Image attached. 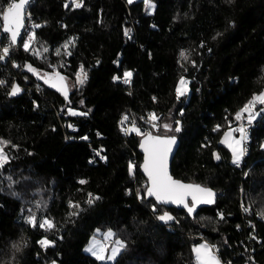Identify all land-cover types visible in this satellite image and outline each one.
<instances>
[{
  "label": "trees",
  "instance_id": "obj_1",
  "mask_svg": "<svg viewBox=\"0 0 264 264\" xmlns=\"http://www.w3.org/2000/svg\"><path fill=\"white\" fill-rule=\"evenodd\" d=\"M81 1L77 8L75 0H34L28 12L40 27L28 51L26 35L14 47L0 32V54L12 46L10 60H0V140L9 142L0 168V264H197L200 241L231 264H264V111L241 165L221 144L237 113L264 91V0H151L152 13L142 0ZM9 2L0 0V12ZM27 65L65 77L69 99ZM81 65L89 76L70 89ZM183 77L190 94L177 98ZM15 85L22 91L13 96ZM130 111L160 116L152 134L181 142L173 177L216 191L214 206L191 218L146 199L143 136L119 126ZM165 212L174 217L168 224L158 219ZM45 218L55 227H39ZM97 230L125 245L112 263L85 251ZM44 239L52 243L44 247Z\"/></svg>",
  "mask_w": 264,
  "mask_h": 264
},
{
  "label": "snow or ice",
  "instance_id": "obj_2",
  "mask_svg": "<svg viewBox=\"0 0 264 264\" xmlns=\"http://www.w3.org/2000/svg\"><path fill=\"white\" fill-rule=\"evenodd\" d=\"M129 4L133 3V0H127ZM147 8L154 10V4L151 3V0H144ZM30 3V0H10L6 9L0 12V28L3 31L10 33L11 35V43L14 45L17 42L18 37L21 34V30L24 27V19L26 16V6ZM75 6L81 7L82 4L80 0H75ZM65 7H68L66 4ZM35 27H40V25H35ZM127 34V33H126ZM35 39V34L33 33L29 36L28 40L23 43V48L25 51L30 49V45ZM69 43H72L70 41ZM65 48L68 47V44L64 45ZM9 48H3L2 54H0V60L5 59L9 55ZM45 52L48 51L47 48L44 49ZM38 54V53H36ZM59 54V51H57ZM181 56L185 59L187 58L184 53H181ZM27 68L30 72H34L37 75L36 69H34L31 65H27ZM55 76L58 78L60 82L65 81V77L56 73ZM125 79L124 83H130V77L132 76L131 72L124 73ZM42 79L44 77H41ZM87 79V73L84 71L83 66L81 65L80 72L77 74V80L80 84H83ZM115 79H119L116 77ZM46 83H51L52 87H57L55 83H52V78L45 80ZM5 82L0 81V85H3ZM187 81L181 78L179 82V86L176 89L177 98L185 95L187 92ZM22 89L19 85H15L11 89V95L15 96L20 93ZM60 91L63 92L64 96L67 97L68 92L66 87H61ZM257 105L264 106V91H261L259 94H254L252 99L244 106L243 109L236 115V119L240 120L242 116L247 113L249 122L252 118V111L256 108ZM71 115H84V113H77L73 110H69ZM159 119L155 113H149V123H151L152 128H158L156 121ZM128 120V116H124L122 120V124ZM178 123V122H177ZM166 131H172V128L168 124H164L162 126ZM123 131L127 134L129 129L124 128ZM131 132H135L137 135L143 136V142L141 143V148L144 150L145 159L143 163V171L146 173L148 180L150 182V186L147 187V196L154 197L156 201L160 204H168L173 203L177 205H182L187 209L189 213L195 211V207L197 204H211L214 202L215 193L208 188H203L200 185H192V184H184L179 180H175L169 174L168 171V162L169 156L172 153L173 145L176 143L175 136H160L153 135L151 131L146 134L142 133L139 128L133 125L130 129ZM176 132L180 131L179 127L175 128ZM235 131L240 133V138L236 139L232 135V131L225 133V139L222 143H226L227 146L232 151L233 163L239 165L246 154V148L243 147L242 141L247 139L246 132L243 126L235 129ZM84 139H87L85 137ZM9 142L0 140V168H3L5 164L8 163L9 157L5 152V147ZM219 159V156L216 157ZM130 172L134 174L135 165L130 164ZM81 183H85V181H81ZM188 197L192 199V206H189ZM95 199H99L96 197ZM94 200L92 198V194H89L88 203H93ZM72 207H78V205H72ZM155 210V209H154ZM246 212L250 211L249 208L244 209ZM74 215L76 213H73ZM259 215L264 218V211H261ZM221 218H223L221 216ZM161 221H173L174 217L169 213L165 212L163 215L158 217ZM27 223L32 225L33 227L37 226V220L34 215H30L28 217ZM39 227L51 229L54 228V223L45 218L40 224ZM114 233L111 231L107 232L105 239L107 241H112L116 247L110 249V255L107 254L109 252V246L106 243H98L95 239L92 242V246L87 249L90 253H92L98 260H111L114 259L116 254L125 247L122 241H113L112 238ZM39 243L47 247L52 242L47 239L39 241ZM198 264H220L218 258L213 254V249L211 246L207 244H201L200 246L194 249Z\"/></svg>",
  "mask_w": 264,
  "mask_h": 264
},
{
  "label": "rangeland",
  "instance_id": "obj_3",
  "mask_svg": "<svg viewBox=\"0 0 264 264\" xmlns=\"http://www.w3.org/2000/svg\"><path fill=\"white\" fill-rule=\"evenodd\" d=\"M134 1H137V0H133V2ZM143 2H144V0H142ZM145 3V2H144ZM152 3V2H151ZM152 4H154V3H152ZM145 6H146V4H145ZM155 6V5H154ZM146 8H147V6H146ZM147 10H148V12L149 13H152L154 10H152V9H149V8H147ZM33 33L31 32H29L26 28H25V31H24V34H23V39H24V36L26 35L27 36V38H26V40H28V38H29V36H31ZM22 39V40H23ZM25 40V41H26ZM24 41V42H25ZM71 41H73V40H71ZM34 42V41H33ZM32 42V43H33ZM31 46V45H30ZM53 68V67H52ZM53 70L54 71H56V66H54V68H53ZM37 73H39V76L40 77H44L43 79L44 80H47V79H49V77H51V78H53L54 77V75H52V74H50V73H45V72H37ZM78 74V73H77ZM76 74V75H77ZM76 77V76H75ZM183 79L184 80H186L188 83H187V92L185 93V95H183V96H180L179 98H182V97H184V96H188L189 94H190V82H191V80L190 79H188V78H185V77H183ZM53 80V82H56V85L57 86H62V82H60L58 79H57V77H55L54 79H52ZM181 80V79H180ZM180 82V81H179ZM74 83H79L78 82V80H77V78L76 79H73V80H68V85H69V87H70V89H73L75 86H76V84L74 85ZM73 85H74V87H73ZM178 86H179V83H178ZM19 94V93H18ZM177 94V93H176ZM241 111V110H240ZM239 111V112H240ZM262 111H264V106H261V105H257L256 106V108L255 109H253V111H252V118H251V121L249 122V119H248V116H245V115H243L242 116V118L240 119V120H237L236 119V116H235V119H234V122H232L233 124H236L233 128H230V129H227L226 131H224V133H223V135H222V138H221V144L223 145V146H225V147H227L228 148V150L230 151V155H231V161H233V157H232V151H231V149L227 146V144L226 143H222V141L225 139V133H227V132H229V131H232V135H233V137L234 138H236V139H239L240 138V133L239 132H237V131H235V129H237V128H239V127H241V126H243V127H250V130H251V128L253 127V124L255 123V121L256 120H258L259 118H260V116H261V112ZM76 112V111H75ZM238 112V113H239ZM69 114H70V112H69ZM242 145H243V147L245 148V140L244 141H242ZM263 148H264V144H263ZM246 150L248 151V148H246ZM247 154H245L244 155V157L246 156ZM244 157H243V159H244ZM243 159H242V161H241V163L243 162ZM233 163V162H232ZM241 163L239 164V165H241ZM234 164V163H233ZM238 165V166H239ZM109 231H111V230H107V231H99V230H97L96 232H95V234L91 237V240L89 241V243L87 244V246L85 247V251L89 254V255H91L92 257H94V258H96L92 253H90L89 251H87V249L89 248V247H91L92 246V242H93V240L95 239L98 243H106V244H108V246H109V252L107 253V254H109L110 255V249L111 248H114V247H116V245L112 242V241H107L106 239H105V237H106V234H107V232H109ZM112 233H114L113 231H111ZM112 240L113 241H120L119 239H116V237H115V233H114V236H113V238H112ZM201 244H207V245H209L206 241H200L199 243H196L194 246H193V253H194V256H195V259H196V262H197V264H198V261H197V258H196V254H195V251H194V249L196 248V247H198V246H200ZM210 246V245H209ZM211 247L212 248H214V249H217L216 248V246H214V245H211ZM123 249V248H122ZM121 249V250H122ZM121 250L116 254V256H115V258L114 259H111V260H104V261H101V260H99L100 262H110V263H112V262H114L116 259H117V257H118V255L120 254V252H121ZM213 254L218 258V256H217V253H216V250L215 251H213ZM97 259V258H96ZM98 260V259H97ZM219 260V259H218ZM219 262H220V260H219ZM220 264H221V262H220Z\"/></svg>",
  "mask_w": 264,
  "mask_h": 264
},
{
  "label": "built area",
  "instance_id": "obj_4",
  "mask_svg": "<svg viewBox=\"0 0 264 264\" xmlns=\"http://www.w3.org/2000/svg\"><path fill=\"white\" fill-rule=\"evenodd\" d=\"M80 2L82 4V1L81 0H80ZM74 4H75V2H74ZM77 8H80V7H77ZM25 25H26L25 26L26 29L30 33L31 32L33 33L34 28H35V20L33 18V15L30 12H27V14H26V24ZM132 36H133V33H130V34H128L127 37L130 39V38H132ZM3 48H9V50H10L9 51V55L4 59L5 61H8L11 58L10 57V53H11L12 46L9 45V44H6V45L3 46ZM3 48L1 50V52H3ZM70 55H72V54H70ZM84 71L87 73V77H88L89 76L88 70L85 69V67H84ZM131 82H132V79L130 78V83H127V84L124 83V84L125 85H130ZM150 113H154V112H150ZM124 116H128V120L125 121L122 124L121 122H122ZM156 116H158V115L156 114ZM158 117H159V119L156 121V124H157V126L159 128L160 127V124H161V122H160V119L161 118H160V116H158ZM133 122L135 123V126L137 128H139L141 130V132L144 133V134H146L149 131L153 132L154 130L158 129V128H152L151 123H149V113H144L143 114V113H135L133 111H130L128 113L123 114L120 117L119 126H120V130H121V132H122L123 135H125V136L137 135L135 132H131L130 131V129H131L132 125H133ZM64 126H65V124H64ZM124 128L129 129V132L127 134L125 133V131H123ZM70 129L76 131L77 130V127L75 125H71L70 126ZM244 129H245L246 136H247V139L245 140V148H248V144H250V142H251V139H250L251 130H250V127H244ZM97 136L100 137L101 136L100 133H97ZM138 136H141V135H138ZM97 154H98V157L100 159H102V161H106V155H105L104 146H100L99 147V149L97 150ZM246 154H248V151H246ZM221 216L222 215L220 214L219 215V218H221ZM212 249H213V251L216 250L218 259L220 260L221 264H231L232 263L231 261L228 262L226 260L221 259L220 256H219V251H217L218 249H214V248H212ZM242 264H253V263H251L249 261V262H245V263H242Z\"/></svg>",
  "mask_w": 264,
  "mask_h": 264
},
{
  "label": "water",
  "instance_id": "obj_5",
  "mask_svg": "<svg viewBox=\"0 0 264 264\" xmlns=\"http://www.w3.org/2000/svg\"><path fill=\"white\" fill-rule=\"evenodd\" d=\"M33 1L34 0H30V3L26 6V14H27V12H28V9H29V7H30V5L33 3ZM26 24V16H25V19H24V27L22 28V30H21V34H20V36L18 37V39H17V42L13 45L14 47L15 46H18L19 45V43L21 42V40H22V38H23V34H24V31H25V25ZM0 32H1V34H4V35H7L8 37H9V39H10V42H11V35H10V33H7V32H5V31H3V29L2 28H0ZM58 79V78H57ZM59 88H61V86H58ZM67 88V87H66ZM66 99L68 100L69 99V97H68V95H67V97H66ZM246 115H248L247 113H246ZM176 138V143L173 145V148H172V153L170 154V156H169V162H168V171H169V174L172 176V178L173 179H175L174 177H173V175H172V165H173V162H174V160H175V156L177 155V153H178V151H179V148H180V145H181V142H180V140L177 138V137H175ZM143 142V138H142V140L140 141V144H139V152H140V154L142 155V163H141V166H140V171H141V174L144 176V178L147 180V182H148V186H150V182H149V180H148V177H147V175H146V173H144V171H143V163H144V159H145V153H144V150L141 148V143ZM176 180V179H175ZM180 181V180H179ZM182 182V181H181ZM182 183H184V182H182ZM185 184H190V183H185ZM192 185H200L199 183L198 184H192ZM201 186V185H200ZM201 187H203V186H201ZM204 188V187H203ZM208 189H210V188H208ZM212 190V189H211ZM214 193H215V199H214V202L213 203H211V204H204V203H201V204H197L196 205V207H195V211L194 212H192V213H189L188 211H187V209L186 208H184L182 205H177V204H173V203H168V204H160L158 201H156V199L154 198V197H149V196H147V191H146V199H148V200H154L155 201V203L158 205V206H163L164 208H167V209H176V210H185L189 215H190V217L191 218H194L195 217V215H196V213L198 212V210L199 209H201V208H208V207H212V206H214L216 203H217V201H218V193L216 192V191H214V190H212ZM188 202H189V206H192V199H191V197H188ZM164 224H168V223H170V221H168V222H165V221H162Z\"/></svg>",
  "mask_w": 264,
  "mask_h": 264
},
{
  "label": "bare ground",
  "instance_id": "obj_6",
  "mask_svg": "<svg viewBox=\"0 0 264 264\" xmlns=\"http://www.w3.org/2000/svg\"><path fill=\"white\" fill-rule=\"evenodd\" d=\"M26 28V27H25Z\"/></svg>",
  "mask_w": 264,
  "mask_h": 264
}]
</instances>
